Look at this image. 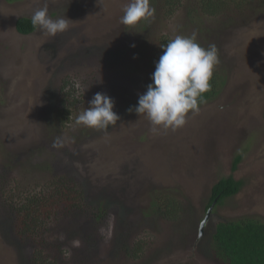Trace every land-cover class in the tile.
Returning a JSON list of instances; mask_svg holds the SVG:
<instances>
[{
    "label": "rangeland",
    "instance_id": "374dc122",
    "mask_svg": "<svg viewBox=\"0 0 264 264\" xmlns=\"http://www.w3.org/2000/svg\"><path fill=\"white\" fill-rule=\"evenodd\" d=\"M160 2L150 0L153 18L129 27L121 17L130 0H0V264H30L36 250L54 256L59 247L60 264L64 257L68 264H227L211 246L216 224L264 221V2L235 0L237 7L209 15L200 0H172L169 16ZM45 5L68 29L19 33L17 19ZM193 33L201 46L215 44L222 84L183 127L152 135L147 117L128 111L149 84V46L164 34ZM67 75L88 80L87 103L62 128L53 116ZM96 93L110 96L120 116L103 132L75 123ZM230 174L244 186L215 208L200 235L212 187ZM63 176L103 217L85 207L66 224L52 219L43 245L22 240L14 207ZM168 195L181 202L174 218L155 205Z\"/></svg>",
    "mask_w": 264,
    "mask_h": 264
},
{
    "label": "trees",
    "instance_id": "16d2710c",
    "mask_svg": "<svg viewBox=\"0 0 264 264\" xmlns=\"http://www.w3.org/2000/svg\"><path fill=\"white\" fill-rule=\"evenodd\" d=\"M262 1L264 2V0ZM169 4L173 6L172 0H164L159 4L161 12L166 16L171 15L176 9V7H168ZM199 5L202 12L209 15H218L225 12L230 5L233 7L238 6L235 4V0H200ZM16 29L21 34H31L36 30L31 24V16L28 15L17 19ZM169 39L168 35L164 34L159 37V42L156 45L149 46L148 62L146 64L149 83L152 82L151 74L155 71V62L158 61L163 52L161 45L167 44ZM221 77L220 69L216 65L210 80L211 88L204 93L205 101L212 99L218 93L219 86L222 84ZM83 85L88 86L87 79L79 80L76 77H68V75L59 82L53 118L60 127H66L76 111L80 109V104L82 105L87 101V98L84 97V90L82 91ZM79 90L81 93H79ZM242 160L243 154L239 153L235 156L232 171L238 169ZM51 186V191L32 195L27 202H22L18 204V207H14L17 210L16 216L18 217L15 219V227L18 236L22 240L25 238L35 241L40 239L43 245L47 242L44 235L48 231L52 219L55 218L58 225L66 224L67 218L75 216L85 207L87 212L93 210L98 220L103 217L104 212H100L103 211L102 207L99 206L100 208H96L98 211H95L91 205L86 204V202L83 203L84 197H82L81 190L76 188L68 176L57 177ZM243 186L244 180L235 178L233 174L222 176L212 187L206 206L207 211L214 205L213 212L217 206L224 204L227 199L238 194ZM162 199L163 201L155 202L158 212H161L167 218L176 217L181 211V202L169 195L164 196ZM104 211H106L105 208ZM211 237V246L216 257L221 258L227 264H264V221L254 218L221 220L216 224ZM135 246L134 253L142 250L140 244ZM59 250H61L60 247L54 256L46 253L44 249L36 250L30 259V264H60V262H57ZM63 260V264H68V257H64Z\"/></svg>",
    "mask_w": 264,
    "mask_h": 264
},
{
    "label": "clouds",
    "instance_id": "9594fccd",
    "mask_svg": "<svg viewBox=\"0 0 264 264\" xmlns=\"http://www.w3.org/2000/svg\"><path fill=\"white\" fill-rule=\"evenodd\" d=\"M154 13L150 0H130L123 8L121 23L135 26L142 20L153 18ZM31 24L33 28L51 36L69 27L64 17H51L47 5L32 13ZM161 48L163 52L151 74L152 82L139 95L138 104L128 109L129 112L135 111L139 116L147 117L152 135L176 131L186 124L190 112H199V105L205 102L204 93L211 88L214 68L219 63L215 44L207 48L201 46L195 33L191 36L178 34L169 39L167 44H162ZM114 104L107 94L96 93L89 101V107L77 116L75 123L97 131H107L120 119L113 111ZM53 146L61 145L54 142Z\"/></svg>",
    "mask_w": 264,
    "mask_h": 264
},
{
    "label": "water",
    "instance_id": "95a60500",
    "mask_svg": "<svg viewBox=\"0 0 264 264\" xmlns=\"http://www.w3.org/2000/svg\"><path fill=\"white\" fill-rule=\"evenodd\" d=\"M213 206H214V205H212V206L208 209L207 214H206V217L204 218V220H203L202 223H201V226H200V235L202 234V232H203V228H204V226H205V224H206V222H207V220H208V218H209V215H210L211 212H212V208H213Z\"/></svg>",
    "mask_w": 264,
    "mask_h": 264
}]
</instances>
